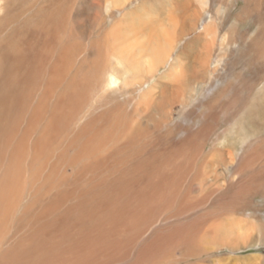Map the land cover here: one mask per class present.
<instances>
[{"label": "rangeland", "instance_id": "obj_1", "mask_svg": "<svg viewBox=\"0 0 264 264\" xmlns=\"http://www.w3.org/2000/svg\"><path fill=\"white\" fill-rule=\"evenodd\" d=\"M73 2L74 11L64 22L65 30L52 27L50 34H56L61 42L71 34V45L81 53L76 56V63L83 57L99 64L107 63L118 80L109 89L91 94L74 130L78 131L92 115H99L105 108L113 110L125 102L119 109L129 114L126 126L135 121L140 123L141 136L136 142L144 150L143 165L147 158L156 161L153 170L143 166V174H136L134 162H129L128 167L120 166L119 173L124 176L116 179L119 184L106 189L109 197L115 195L112 191L115 187L122 197L128 194L123 201L129 205V211L135 209L136 213V207H140L146 216L150 212L154 215L150 221L136 214L127 217L120 224L127 226L126 230L122 228L120 237L124 238L125 248L117 250L111 245L114 237L111 242L110 236L106 251L97 256L101 259H97L98 264H152L154 261L153 264H264V168L258 167V173L249 177L250 190L242 186L243 190L237 191L231 183L238 182L234 173L236 163L232 162L234 150L238 149L234 135L237 127L241 128L242 139L258 141L255 137L248 138L249 133L246 134L242 124L237 125L238 120L235 123L234 115L239 111L237 119H240L250 109L251 130V123H258L256 118L264 116V0ZM204 59L206 63L202 65ZM183 81L186 83L180 85ZM40 84L38 80L31 86L34 104L42 94ZM109 96H115L116 101L108 102ZM91 108L94 109L89 111ZM105 127L104 123L99 127L104 134ZM56 144H50L52 151ZM257 147L260 159L264 156V143ZM167 149L181 154L185 164L183 171L177 166L172 169L177 174L171 171L180 179L182 192L183 200L176 206L151 198L161 188L159 185L163 186L165 173L170 171L159 169ZM48 174L47 168L44 177ZM111 175L104 174L99 180H114L116 176ZM138 176L142 180L137 185ZM137 193L142 194L137 198ZM238 196L243 199L237 200ZM98 199L95 205L103 211L101 205H107L106 200ZM92 228L101 226L90 225L82 230ZM8 230L14 232L15 228L10 224ZM73 230L78 234L72 233L69 237L75 241L81 233L78 228ZM84 249L82 256L75 249L64 250L71 260L62 262L75 264L79 257L87 258ZM37 263L34 260L32 264Z\"/></svg>", "mask_w": 264, "mask_h": 264}, {"label": "bare ground", "instance_id": "obj_2", "mask_svg": "<svg viewBox=\"0 0 264 264\" xmlns=\"http://www.w3.org/2000/svg\"><path fill=\"white\" fill-rule=\"evenodd\" d=\"M73 11V0H0V264H32L34 260L37 264H64L63 260H71L64 250L71 249L72 252L75 249L78 256H82V247L87 258L79 257L75 264H89L90 261L98 264L97 259L100 258L97 256L106 251V241L110 236L111 242L114 237L111 245H115L117 250L122 249L124 238L120 237L122 228L126 230L127 226L120 224L131 214H136L138 218L146 216L140 207H136V213L135 209L129 211V205L123 201L128 194L122 197L118 189L115 191L116 187L112 190L115 195L109 197L106 192L109 187L119 184L116 181L118 176H124L119 173L120 166L128 167L129 162H134L136 174H143V166L153 170L156 162L147 158L143 165L144 150L136 142L141 136L140 123L135 121L127 127L125 122L129 114L119 109L127 103L121 102L113 110L105 108L99 115H92L89 121L86 120L88 122L78 131L74 130L91 94L114 86L118 80L115 74H111L112 69L107 63L99 64L87 57L76 63V56L81 53L80 49L71 45V34L64 32L67 36L63 42L56 34H50L52 27L65 30L64 22ZM205 63L206 59L202 60L201 64ZM38 80L41 81L42 94L34 104L31 86ZM108 100L116 101V97L109 96ZM239 113L237 111L234 115L235 123L238 120L237 125L242 124L246 134L249 133L248 138L255 137L258 141L253 143L248 140V143L247 139H242L241 128L237 127L234 135L237 136L238 149L234 148L232 162L236 163L234 173L238 182H231L232 188L237 191L242 186L250 190L249 177L258 173V167L264 168V156L259 159L257 156L260 155L256 153L257 146L264 143V116L256 118L258 123H251L252 131L250 109L237 119ZM102 123L106 126L105 134L99 128ZM118 130L121 134L114 135ZM50 144H56L54 151L50 149ZM180 155L169 149L163 155L164 161L159 169L170 171L165 173L163 186L159 185V191L155 190V195L151 196L157 202L164 200L166 204L176 206L182 199L180 179L171 174V171L177 174L172 170L175 166L182 171L185 168ZM47 168L49 174L44 177ZM110 173L116 176L114 180H99ZM141 180L142 177L138 176L136 184H140ZM169 192L170 197H167ZM141 194L137 193V198ZM99 197L107 203L101 205L103 211L95 205ZM239 199L243 198L238 196ZM41 203L42 208L39 207ZM84 212L86 215H83ZM153 215L150 212L145 221H150ZM10 224L14 226V232L8 230ZM97 224L101 228L82 230ZM73 228H78L81 233L75 241L69 237L72 233L78 234L72 232ZM71 242V247H65ZM74 244L77 246L74 247Z\"/></svg>", "mask_w": 264, "mask_h": 264}]
</instances>
